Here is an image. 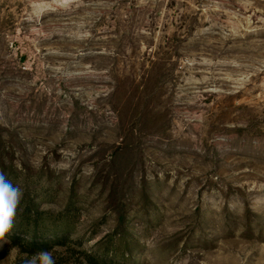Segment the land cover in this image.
Instances as JSON below:
<instances>
[{"label": "rangeland", "instance_id": "rangeland-1", "mask_svg": "<svg viewBox=\"0 0 264 264\" xmlns=\"http://www.w3.org/2000/svg\"><path fill=\"white\" fill-rule=\"evenodd\" d=\"M0 171V264L56 226L55 264L117 228L140 264H264V0H0Z\"/></svg>", "mask_w": 264, "mask_h": 264}, {"label": "trees", "instance_id": "trees-1", "mask_svg": "<svg viewBox=\"0 0 264 264\" xmlns=\"http://www.w3.org/2000/svg\"><path fill=\"white\" fill-rule=\"evenodd\" d=\"M26 210L27 209L22 211V215L25 214ZM118 222L120 225L121 221ZM27 235L28 234H20L17 231H13V233L10 234V245L21 247L22 250L28 252H37L61 246L67 239V235L65 236L59 233V228L57 226L52 228L50 233H47L44 237L32 235L31 238L26 239L28 237ZM132 248H135V246H129L127 236L117 228L114 229L113 235L108 234L99 237L93 243L90 252L83 250L82 258L80 257L76 264H122L124 256H127L126 260H130L128 264H140L136 260L138 252L134 253V251H131L130 257H128L127 253H124L125 249L129 252Z\"/></svg>", "mask_w": 264, "mask_h": 264}, {"label": "clouds", "instance_id": "clouds-1", "mask_svg": "<svg viewBox=\"0 0 264 264\" xmlns=\"http://www.w3.org/2000/svg\"><path fill=\"white\" fill-rule=\"evenodd\" d=\"M22 197L21 187L0 171V247L7 242ZM23 264H55V259L50 251L41 250L30 258L26 257Z\"/></svg>", "mask_w": 264, "mask_h": 264}]
</instances>
